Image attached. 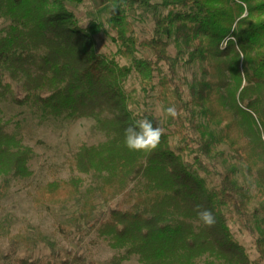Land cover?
Returning a JSON list of instances; mask_svg holds the SVG:
<instances>
[{
	"label": "trees",
	"instance_id": "trees-1",
	"mask_svg": "<svg viewBox=\"0 0 264 264\" xmlns=\"http://www.w3.org/2000/svg\"><path fill=\"white\" fill-rule=\"evenodd\" d=\"M107 4L105 21L84 28L62 0H0V21L8 24L0 37V103L56 118L92 119L106 133L107 142L82 146L70 161L73 173L102 180L82 208L84 218L96 209L95 200H114L139 179L147 182L130 198L129 209H113L100 223L99 237L125 252L120 260L137 255L141 264H199L203 258L209 264H264V219L251 210L253 188L264 198V0ZM137 10L152 15L150 39L136 36L131 16ZM100 34L115 51H97L93 38ZM191 65H198L202 79L186 95L177 69ZM132 78L145 98L178 112L151 154L125 144V129L136 120L146 116L157 127L154 115L133 107L135 90H126ZM199 128L203 134L196 137ZM222 146L230 161L219 171L218 159L226 155L213 150ZM33 155L18 135L7 132L0 110L3 193L12 179L32 176ZM82 188V178L73 176L47 184L38 195L42 202L58 203L74 199ZM261 208L264 212V203ZM205 209L215 216L212 227L198 218ZM236 231L253 238L256 260ZM16 264L95 263L74 255L61 262L22 258Z\"/></svg>",
	"mask_w": 264,
	"mask_h": 264
},
{
	"label": "rangeland",
	"instance_id": "rangeland-1",
	"mask_svg": "<svg viewBox=\"0 0 264 264\" xmlns=\"http://www.w3.org/2000/svg\"><path fill=\"white\" fill-rule=\"evenodd\" d=\"M62 1L74 14L76 22L84 28L92 22L105 21L107 0H84L81 4L74 0ZM153 2L160 3L161 0ZM131 21L140 41L151 38L153 34L151 13L137 10L131 16ZM7 26L6 21H0V37L4 35ZM93 40L100 53L116 50L106 35H97ZM173 44L172 42V47ZM140 54L150 56V53L143 50H140ZM163 69L166 73L167 68ZM177 74L186 83V95L188 87L202 79L198 65L179 67ZM235 86V82H232L233 89ZM126 90L128 92L135 90L137 96H134L136 104L133 107L139 112L151 113L156 119L157 126L160 123L164 133L171 132L173 122L178 120L177 111L173 118L167 114L168 108L165 104H160L154 98H145L140 92L136 78L126 83ZM0 110L7 132L18 135L34 154L29 162V169L32 172L30 178L12 179L8 191L3 193L4 180L0 177V264H16L22 258L61 262L73 258L74 255H81L95 264H114L115 258L120 260L125 252L115 250L109 239L99 237L100 223L108 218L113 209H129L133 204L129 202L130 198L135 197L138 191L145 190L147 182L139 179L114 200L107 202L95 200L96 209L91 216L84 218L86 214L82 208L102 180L97 176L73 173L70 161L82 146H97L107 142L106 133L98 130L97 123L92 119L56 118L7 102L0 103ZM181 115L183 118L189 116L187 112H181ZM198 122L199 126L207 128L208 133L211 131L202 118H199ZM202 134L203 131L199 128L195 130L194 136L200 137ZM218 151H224L226 155L218 159V169L222 171L229 164L230 157L225 147H216L213 155ZM73 176H80L83 180V188L77 197L58 203L41 201L38 193L44 186L54 181H69ZM252 193L255 200L251 210L259 211V219L262 220L264 212L261 207L264 198L255 188L252 189ZM17 236L24 237L28 244L19 241ZM236 236L247 248L251 259L256 260L259 255L253 238L248 233L238 231ZM211 261L203 258L199 264H209ZM119 264L141 263L137 255H132L120 260Z\"/></svg>",
	"mask_w": 264,
	"mask_h": 264
},
{
	"label": "clouds",
	"instance_id": "clouds-1",
	"mask_svg": "<svg viewBox=\"0 0 264 264\" xmlns=\"http://www.w3.org/2000/svg\"><path fill=\"white\" fill-rule=\"evenodd\" d=\"M166 111L169 116L175 118L174 107H169ZM163 134L164 130L160 123L159 126L153 127L149 119L144 116L125 129V144L129 150L151 154L159 147ZM198 218L207 227L214 226L216 222L213 213L206 209L199 211Z\"/></svg>",
	"mask_w": 264,
	"mask_h": 264
}]
</instances>
